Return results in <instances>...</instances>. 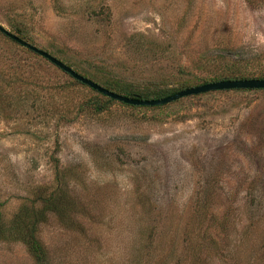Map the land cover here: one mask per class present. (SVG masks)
Instances as JSON below:
<instances>
[{"label":"rangeland","instance_id":"374dc122","mask_svg":"<svg viewBox=\"0 0 264 264\" xmlns=\"http://www.w3.org/2000/svg\"><path fill=\"white\" fill-rule=\"evenodd\" d=\"M0 23L101 85L264 70V0H0ZM10 39L0 216L51 190L59 170L75 206L73 221L52 214L40 228L55 264H264V89L97 111V90ZM0 264L36 263L0 242Z\"/></svg>","mask_w":264,"mask_h":264},{"label":"trees","instance_id":"16d2710c","mask_svg":"<svg viewBox=\"0 0 264 264\" xmlns=\"http://www.w3.org/2000/svg\"><path fill=\"white\" fill-rule=\"evenodd\" d=\"M251 2V0H248ZM19 35L26 40L27 29L19 25H13ZM0 35L9 38L5 33L0 31ZM15 42L14 40L10 39ZM18 44V43H17ZM20 45V44H19ZM22 46V45H21ZM25 48L28 52L32 50ZM17 69V68H16ZM85 76V75H84ZM246 78H264V70L260 72L252 71L248 68L236 66V63L224 66L213 77L206 79L208 81H218L223 79H246ZM77 82L81 83L76 79ZM110 90L118 92L120 94L127 95L129 97H139L142 99H158L164 98L171 94L176 93L179 90L191 87V82H183L181 86L177 88H162L158 90H150L149 88L137 89L134 86L129 85L125 81L120 80L106 81L102 84ZM194 85V84H193ZM260 89H236L234 91H257ZM262 90V89H261ZM229 91V90H226ZM99 94L105 97L103 103H94L95 110L102 111L108 106V103L117 102L111 97H108L100 92ZM205 94V93H203ZM124 105L135 107L137 105L127 104L119 101ZM164 105H153L155 108L163 107ZM148 107V106H146ZM62 177V179H61ZM56 184L46 193L44 190L37 197L33 198L29 204L22 205L15 215L6 220L2 215L0 216V242H14L23 244L36 264H55L51 260V256L43 241L39 237L41 226L49 220L50 215H56L60 217L62 221H68L74 219L71 215L72 207L75 206V201L72 199L68 191V183L61 174V171L56 172ZM75 214V213H74ZM71 215V216H70Z\"/></svg>","mask_w":264,"mask_h":264},{"label":"water","instance_id":"95a60500","mask_svg":"<svg viewBox=\"0 0 264 264\" xmlns=\"http://www.w3.org/2000/svg\"><path fill=\"white\" fill-rule=\"evenodd\" d=\"M0 31L5 33L8 37L19 43L20 45L32 50L36 54L46 58L51 63L55 64L66 73L77 79L78 81L89 85L91 88L97 90L98 92L111 97L115 100L122 101L127 104L140 105V106H153V105H162L169 102L178 100L183 97L191 95H199L211 91L219 90H230V89H264V78H246V79H223L218 81H212L208 83H203L201 85L191 86L182 90L177 91L174 94H171L164 98L158 99H142L139 97H129L124 94H120L113 90L108 89L107 87L101 85L100 83L84 76L83 74L76 71L73 67L50 53L49 51L38 47L37 45L23 39L19 34L14 33L6 29L0 23Z\"/></svg>","mask_w":264,"mask_h":264}]
</instances>
